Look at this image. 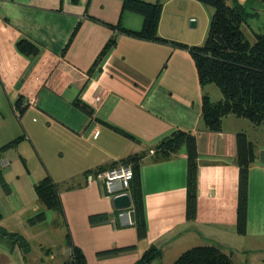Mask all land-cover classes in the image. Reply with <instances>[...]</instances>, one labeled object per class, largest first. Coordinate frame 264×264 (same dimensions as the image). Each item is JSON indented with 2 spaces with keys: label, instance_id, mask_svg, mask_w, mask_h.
<instances>
[{
  "label": "crops",
  "instance_id": "crops-1",
  "mask_svg": "<svg viewBox=\"0 0 264 264\" xmlns=\"http://www.w3.org/2000/svg\"><path fill=\"white\" fill-rule=\"evenodd\" d=\"M252 5L264 9V0ZM143 23L141 14L123 10V0H0V148L20 137L0 151L9 160L0 167L9 185L8 192L3 188L0 240L10 239L9 247L22 250L9 237L22 234L30 244L47 246L51 259L61 264L71 254L67 232L88 264H134L152 245L161 255L151 264H170L184 250L207 243L229 251L234 264H264V122L257 129L248 118L229 115L223 130H209L202 116L203 94L218 100L221 90L215 92L213 83L202 87L189 50L121 30L139 31ZM159 34L180 40L162 24ZM113 37L116 44L96 64ZM23 38L36 42L39 53L19 51ZM20 97L28 105L18 116L14 106ZM177 129L197 137L195 219L187 216L186 147L170 157L151 153ZM240 131L256 145L245 234L237 231ZM142 153L144 238L129 208L117 211L104 184L86 177L90 169ZM47 175L60 183L64 214L46 209V219L30 225L29 218L45 209L35 184ZM103 213L106 219L91 221Z\"/></svg>",
  "mask_w": 264,
  "mask_h": 264
},
{
  "label": "trees",
  "instance_id": "trees-1",
  "mask_svg": "<svg viewBox=\"0 0 264 264\" xmlns=\"http://www.w3.org/2000/svg\"><path fill=\"white\" fill-rule=\"evenodd\" d=\"M78 3L80 0H72ZM202 4L211 6L213 13L208 29L207 37L203 44H191L176 39L167 38L159 34L160 13L163 8L162 0H123V10L141 14L144 18L143 27L139 31L121 28L124 32L136 37L167 42L174 47L189 50L197 67L199 80L204 87L208 83H216L222 96L218 100H212L208 93L203 94L202 116L211 131L223 130L225 117L235 115L251 120L255 125L264 122V27L252 30L248 23L251 15H259L260 9L252 8L240 2V0H196ZM254 12H250L249 10ZM264 11V10H263ZM119 26V25H117ZM247 26V27H246ZM78 28V27H77ZM254 33V40L248 37L247 29ZM116 44V38H111L101 53L98 64L107 51ZM17 48L28 56L39 53V45L28 38L20 39ZM22 97L18 99L14 108L18 116H21L27 104ZM27 102V101H26ZM75 103L82 109L92 114L89 105L76 99ZM24 104V105H23ZM20 137L11 140L3 147L15 144ZM0 148V151L2 148ZM186 147L188 156V183H187V216L195 219L198 205V174L199 154L197 149V137L194 131L183 129L174 130L163 137L154 148V157H170ZM254 142L247 133L240 131L237 134V165L239 167V196L237 207V231L245 234L247 230V216L249 203V169L255 158ZM146 153L130 154L127 157L115 161L110 165H101L91 171H100L119 164L131 165L134 176L129 186V193L133 204L129 208L137 226L138 235L144 238L147 235L145 209L141 183L140 167ZM0 184L6 192L9 185L0 170ZM35 191L39 201L45 209L30 217L28 223L34 225L46 219V209L58 208L62 214L64 209L60 197V183L50 176H45L35 184ZM119 211V210H117ZM107 214H94L91 221L104 220ZM9 237L18 243L23 251L31 249L30 242L19 233H10ZM67 245L71 254L63 264H88L84 251L77 246L70 232L66 235ZM116 249L117 251L123 250ZM112 250L111 252H115ZM161 255V249L152 245L142 254L134 264H151ZM170 264H234L232 254L225 248L213 244H198L184 250Z\"/></svg>",
  "mask_w": 264,
  "mask_h": 264
},
{
  "label": "rangeland",
  "instance_id": "rangeland-1",
  "mask_svg": "<svg viewBox=\"0 0 264 264\" xmlns=\"http://www.w3.org/2000/svg\"><path fill=\"white\" fill-rule=\"evenodd\" d=\"M162 1L164 4L160 13V25L162 24L163 29L175 38L187 43L203 44L211 21V9L196 0H193L195 2L187 0ZM253 1L240 0L241 3L254 9L255 6L252 5ZM229 2L231 3L232 0H229ZM263 10L260 9L259 15L254 14L249 16L248 23L251 25L252 30H259L264 27ZM249 11L254 12L251 9ZM192 20L195 22L194 26L192 25ZM251 28H249L250 30L247 29V34L250 39L254 40V33H252ZM213 87L215 92L220 91L216 83H213ZM261 125L262 123L257 125V129H261ZM5 198L6 193L0 184V208L5 205ZM55 238L57 240L59 236ZM60 241L62 242V239ZM6 242H10V239L5 240V242L0 240V264H61L59 261L51 259V253L47 251V246L43 245V247L37 241L31 242V249L29 251L20 250L19 247L13 250L12 246L9 247V243ZM59 242L56 241L55 245L61 244Z\"/></svg>",
  "mask_w": 264,
  "mask_h": 264
},
{
  "label": "built area",
  "instance_id": "built-area-1",
  "mask_svg": "<svg viewBox=\"0 0 264 264\" xmlns=\"http://www.w3.org/2000/svg\"><path fill=\"white\" fill-rule=\"evenodd\" d=\"M24 104H27V102L25 101ZM151 153L153 154L154 150H152ZM8 165L9 160L0 156V167H6ZM133 176V167L127 164H119L114 167L102 169L97 172L91 171L86 174L88 182H102L107 193L113 197L129 192L128 189ZM122 216L124 217L123 213ZM126 222H131V217L129 214L126 217Z\"/></svg>",
  "mask_w": 264,
  "mask_h": 264
},
{
  "label": "water",
  "instance_id": "water-1",
  "mask_svg": "<svg viewBox=\"0 0 264 264\" xmlns=\"http://www.w3.org/2000/svg\"><path fill=\"white\" fill-rule=\"evenodd\" d=\"M192 25L193 26L195 25L194 21L192 22ZM113 202L118 210H126L130 208L132 204L131 196L129 193H124L121 195L114 196Z\"/></svg>",
  "mask_w": 264,
  "mask_h": 264
}]
</instances>
